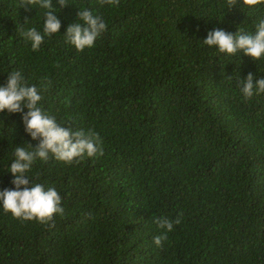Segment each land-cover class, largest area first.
<instances>
[{
	"label": "trees",
	"instance_id": "obj_1",
	"mask_svg": "<svg viewBox=\"0 0 264 264\" xmlns=\"http://www.w3.org/2000/svg\"><path fill=\"white\" fill-rule=\"evenodd\" d=\"M67 3L53 0L59 34L34 52L21 31L42 32L47 10L0 0V86L20 71L42 89V110L73 132L98 133L104 155L34 163L30 180L58 191L64 215L49 227L0 206V264H264V94L245 100L237 83L264 77V60L202 42L217 28L254 34L264 6ZM79 10L107 25L83 52L64 38ZM37 143L22 114L0 113V191L14 189L15 148ZM177 216L157 247L165 230L155 220Z\"/></svg>",
	"mask_w": 264,
	"mask_h": 264
},
{
	"label": "clouds",
	"instance_id": "obj_2",
	"mask_svg": "<svg viewBox=\"0 0 264 264\" xmlns=\"http://www.w3.org/2000/svg\"><path fill=\"white\" fill-rule=\"evenodd\" d=\"M248 11H253L257 6H264V0H227V9H231L240 3ZM63 8L68 6L67 0H56ZM101 6L110 5L118 7L120 0H98ZM38 5L46 9L44 14L43 31H37L35 27L21 31V36L31 42L34 52L39 51L45 37L59 34L61 22L57 18V8L53 6V0H20V7ZM27 22V21H26ZM107 29V25L100 15H95L91 10H79L76 22L70 24L64 35L65 42L72 45L78 52L95 46V41ZM204 45L216 48L219 53L226 56L243 54L250 57L253 62L264 60V17L258 18L255 24V32L246 33L238 28L235 34L222 29L209 31ZM229 80L232 79L228 77ZM241 85V93L245 100L254 95L264 94V77L256 79L249 73L246 79H237ZM50 85V82H48ZM41 88L29 85L20 71L8 74L5 86H0V113L7 110L10 114H22V122L25 132L37 146L28 144V148L16 147L15 159L11 163L9 172L14 179L11 183L14 189L0 191V206L7 213L21 221H33L49 227H55V216L64 215L62 198L54 187L45 190L43 185L33 183L28 173L37 160L47 162L50 156L57 161L71 165L79 163L85 157L99 158L104 155L103 141L98 133L93 130H77L61 126L56 119L49 116L39 106L43 99ZM47 90V87H43ZM27 109V112L24 110ZM182 216H177L175 221L167 217L155 220L158 228L165 230L162 235L153 237V243L160 247L167 239V233L173 231L174 224L181 223Z\"/></svg>",
	"mask_w": 264,
	"mask_h": 264
}]
</instances>
